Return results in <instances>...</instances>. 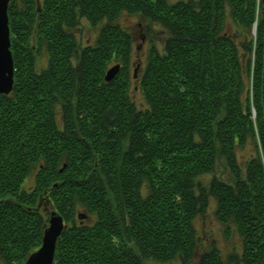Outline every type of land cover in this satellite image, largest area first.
Returning a JSON list of instances; mask_svg holds the SVG:
<instances>
[{"label":"trees","instance_id":"obj_1","mask_svg":"<svg viewBox=\"0 0 264 264\" xmlns=\"http://www.w3.org/2000/svg\"><path fill=\"white\" fill-rule=\"evenodd\" d=\"M44 6H7L0 264H24L51 212L65 225L52 264H264V0ZM123 14L165 35L137 75ZM83 21L91 43L76 37ZM211 202L224 234L238 235L227 251L200 247L194 224Z\"/></svg>","mask_w":264,"mask_h":264},{"label":"rangeland","instance_id":"obj_2","mask_svg":"<svg viewBox=\"0 0 264 264\" xmlns=\"http://www.w3.org/2000/svg\"><path fill=\"white\" fill-rule=\"evenodd\" d=\"M11 1V0H10ZM9 1V2H10ZM177 1V0H173ZM8 6V5H7ZM8 9V8H7ZM118 22L123 26L126 27L131 34H133V49H134V63H140L138 71H136V75L139 71L142 70L143 63H145L147 59V50L149 47V42L151 40L154 41L155 44H161L163 38L165 37L164 34L160 33L157 28H154L153 25H150V29L148 31V24L145 23L142 19L138 16H130L127 14L121 15L118 19ZM76 37H78L80 43H91L95 40L97 31L88 26L85 21L80 28L75 31ZM142 37H144L142 39ZM162 45V44H161ZM37 68L40 69L41 67H45L47 64L46 56L41 55L37 58ZM137 81H132L133 88L135 92H132L131 97L134 99L137 105H143L144 98H142L141 92L136 90L135 88ZM33 180L28 181V185L32 183ZM214 207L215 204L211 202V205L208 208L207 216L201 218L198 217L195 221L198 235L201 237L200 239V247L204 249H208L211 243H214L216 246L222 249V251H227L231 249L232 244L237 245L239 243L238 235L234 232L228 238L223 232V225L220 224L215 217L214 214ZM202 249V248H201ZM148 264H160L158 262H148ZM167 264H180L179 261H175L174 263H167Z\"/></svg>","mask_w":264,"mask_h":264},{"label":"water","instance_id":"obj_3","mask_svg":"<svg viewBox=\"0 0 264 264\" xmlns=\"http://www.w3.org/2000/svg\"><path fill=\"white\" fill-rule=\"evenodd\" d=\"M10 0H0V93L8 94L13 86V61L9 50L10 40L7 18V5ZM118 65L111 67L105 74V79L111 81L118 71ZM78 218H85L84 214H78ZM48 225L43 231L41 246L30 254L24 264H52L58 237L64 229L62 217L51 212Z\"/></svg>","mask_w":264,"mask_h":264},{"label":"flooded vegetation","instance_id":"obj_4","mask_svg":"<svg viewBox=\"0 0 264 264\" xmlns=\"http://www.w3.org/2000/svg\"><path fill=\"white\" fill-rule=\"evenodd\" d=\"M45 0H35L36 6H38L39 10L43 9Z\"/></svg>","mask_w":264,"mask_h":264}]
</instances>
